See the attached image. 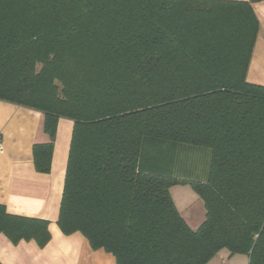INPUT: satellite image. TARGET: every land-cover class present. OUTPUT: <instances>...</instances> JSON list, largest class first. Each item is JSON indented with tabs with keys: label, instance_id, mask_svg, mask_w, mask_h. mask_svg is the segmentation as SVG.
Returning <instances> with one entry per match:
<instances>
[{
	"label": "trees",
	"instance_id": "obj_1",
	"mask_svg": "<svg viewBox=\"0 0 264 264\" xmlns=\"http://www.w3.org/2000/svg\"><path fill=\"white\" fill-rule=\"evenodd\" d=\"M259 1L0 0V100L43 114L37 172L50 170L58 119L73 121L62 234L115 264H207L222 249L264 264V85L246 80ZM193 147L210 152L202 181ZM175 185L203 200L196 229ZM0 233L50 240L48 221L2 204Z\"/></svg>",
	"mask_w": 264,
	"mask_h": 264
},
{
	"label": "crops",
	"instance_id": "obj_2",
	"mask_svg": "<svg viewBox=\"0 0 264 264\" xmlns=\"http://www.w3.org/2000/svg\"><path fill=\"white\" fill-rule=\"evenodd\" d=\"M251 6L258 31L246 80L264 85V0L253 2ZM72 125L73 121L68 118L58 119L50 170L37 172L33 165V145L49 141L43 131V114L0 100V204L10 214L48 221L50 232V240L42 248L33 240L13 244L0 233V264H115L112 254L103 249H91L78 232L62 234L56 224ZM175 204L179 208L176 201ZM178 211L183 217L180 209ZM221 261L230 264L223 257Z\"/></svg>",
	"mask_w": 264,
	"mask_h": 264
},
{
	"label": "rangeland",
	"instance_id": "obj_3",
	"mask_svg": "<svg viewBox=\"0 0 264 264\" xmlns=\"http://www.w3.org/2000/svg\"><path fill=\"white\" fill-rule=\"evenodd\" d=\"M185 156H188L189 171H191L193 180L202 181L206 178L210 152L208 149L193 147L186 149ZM190 173V172H189ZM190 173V174H191ZM170 194L174 201L179 206L184 219L187 221L191 229H196L205 218V207L203 200L193 191L190 185H175L170 188ZM174 201V203H175ZM176 205V204H175ZM177 207V206H176ZM228 251L222 249L213 256L207 264H223V257L226 263L230 264H247L248 258L246 254H233L227 258Z\"/></svg>",
	"mask_w": 264,
	"mask_h": 264
},
{
	"label": "built area",
	"instance_id": "obj_4",
	"mask_svg": "<svg viewBox=\"0 0 264 264\" xmlns=\"http://www.w3.org/2000/svg\"><path fill=\"white\" fill-rule=\"evenodd\" d=\"M0 150H1V143H0Z\"/></svg>",
	"mask_w": 264,
	"mask_h": 264
}]
</instances>
